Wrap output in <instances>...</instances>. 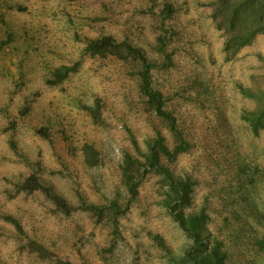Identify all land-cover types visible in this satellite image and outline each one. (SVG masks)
<instances>
[{
  "label": "rangeland",
  "instance_id": "1",
  "mask_svg": "<svg viewBox=\"0 0 264 264\" xmlns=\"http://www.w3.org/2000/svg\"><path fill=\"white\" fill-rule=\"evenodd\" d=\"M215 1L0 0V264H192L196 256L162 179L146 176L134 199L123 182L126 155L145 163L159 133L171 151L176 143L146 105L133 65L86 55L88 40L102 36L154 64L153 86L188 144L161 163L191 184L185 216L208 217L202 244H218L226 264H264V135L242 121L255 103L239 89H264V35L227 62L210 18ZM168 4L164 29L157 15ZM76 64L51 85L56 69ZM85 146L97 165L85 163ZM33 176L71 208L127 211L101 221L84 210L65 215L41 191L18 192Z\"/></svg>",
  "mask_w": 264,
  "mask_h": 264
},
{
  "label": "trees",
  "instance_id": "2",
  "mask_svg": "<svg viewBox=\"0 0 264 264\" xmlns=\"http://www.w3.org/2000/svg\"><path fill=\"white\" fill-rule=\"evenodd\" d=\"M64 1L72 2L74 0ZM152 1L155 3L154 0ZM156 7V4H154L153 9ZM211 8L212 13L210 18L215 28L224 35L223 54L227 62L237 59L245 48L250 47L259 36L264 35V0H216L211 4ZM173 12V7L169 4L165 5L158 12L157 18L161 23V28L165 26V22L171 17ZM166 39V37L163 38L162 36L158 38V46L161 53L165 51ZM85 53L90 57L104 58L111 56L126 64L133 65L139 83V90L146 105L160 123L167 127L176 143L174 151H171L166 146L165 139L159 133L148 148L147 154L144 157L145 163H141L129 155L124 157L122 176L131 199L136 197L142 179L148 175L159 176L165 184L164 187L167 189L165 204L169 213L194 244L196 256L192 257L189 263L226 264V257L221 254L218 244L213 248H209L210 242L207 244L209 247L204 246L201 242L202 232L208 220L205 213L202 212L198 216H185L184 209L189 205L191 184L187 180L183 181L176 178L161 163L162 158L171 160L178 154L186 152L188 144L178 131L175 118L166 110L162 94L153 86V62L148 60L142 49L134 47L129 43L117 42L112 36H102L97 39L88 40ZM259 60L264 65V58L259 56ZM78 68L79 64L73 67L64 66L56 69L52 74L51 85L61 84L70 74L75 73ZM239 89L243 97L249 98L255 103L253 110L243 113L242 121L249 126L254 137H259L261 134L264 135V89ZM91 113L96 118V112L92 111ZM83 154L87 165H97V153L92 147L85 146ZM141 169L142 173L140 172ZM17 187L18 192L41 191L65 215H69L74 210H84L90 212L101 221L106 212L117 217L126 212L128 208L126 206L125 209H122L117 203L111 204L108 208L86 204H81L76 209L71 208L61 197L52 192L50 188L44 187L36 176L26 179ZM13 224L19 231V224L16 222H13ZM263 245L264 242L259 243L261 248L264 247ZM39 249V253L43 251L41 248ZM55 264L73 263L57 260Z\"/></svg>",
  "mask_w": 264,
  "mask_h": 264
}]
</instances>
